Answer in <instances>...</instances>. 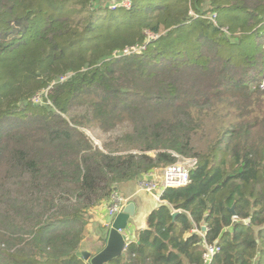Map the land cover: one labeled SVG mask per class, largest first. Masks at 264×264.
<instances>
[{
	"label": "trees",
	"instance_id": "trees-1",
	"mask_svg": "<svg viewBox=\"0 0 264 264\" xmlns=\"http://www.w3.org/2000/svg\"><path fill=\"white\" fill-rule=\"evenodd\" d=\"M101 1L0 0V264H88L91 211L193 158L110 264H264V0Z\"/></svg>",
	"mask_w": 264,
	"mask_h": 264
},
{
	"label": "built area",
	"instance_id": "built-area-1",
	"mask_svg": "<svg viewBox=\"0 0 264 264\" xmlns=\"http://www.w3.org/2000/svg\"><path fill=\"white\" fill-rule=\"evenodd\" d=\"M149 40L156 39L152 34L147 35ZM139 49V51L137 50ZM142 48L127 49L123 53L124 56H131L134 53H140ZM117 53H115L116 56ZM68 77L61 79L64 82ZM47 93V92H45ZM37 94L35 103H42L43 99L41 95ZM198 161L196 159H181L177 164L171 167L163 169V177L160 179L157 175L151 174L139 180V189L153 197H156L160 202L162 201L163 195L167 190H174L179 188L187 187L191 184L192 171L196 168ZM111 203L108 207V213L111 217L116 218L118 214L122 213L123 209L128 205L129 199L122 197L117 191L111 198ZM207 249L203 256L204 264H211L215 258V255L220 252V248L216 245L205 247Z\"/></svg>",
	"mask_w": 264,
	"mask_h": 264
},
{
	"label": "crops",
	"instance_id": "crops-1",
	"mask_svg": "<svg viewBox=\"0 0 264 264\" xmlns=\"http://www.w3.org/2000/svg\"><path fill=\"white\" fill-rule=\"evenodd\" d=\"M155 175H157L160 179L163 177V169L155 170ZM152 173V174H154ZM145 178V177H144ZM117 192L120 193L122 197L129 199V203L131 201L137 203V212L138 215L134 220L131 221V228L129 232V242H135L138 239L139 233L141 230H144L148 227V218L155 211V209L161 204L163 201H159L156 197H153L145 192H142L139 189V180H135L132 182H127L119 186ZM110 202L103 203L97 208L93 210V216L95 220L93 221L98 231L93 232L92 237L90 236L87 240H85L82 248V252H89L92 255H95V252L101 250L105 247L106 238H107V230L109 229V218L110 213H108V207ZM128 203V204H129ZM90 231V230H89ZM101 239V240H100ZM104 241V244L98 241Z\"/></svg>",
	"mask_w": 264,
	"mask_h": 264
},
{
	"label": "rangeland",
	"instance_id": "rangeland-1",
	"mask_svg": "<svg viewBox=\"0 0 264 264\" xmlns=\"http://www.w3.org/2000/svg\"><path fill=\"white\" fill-rule=\"evenodd\" d=\"M130 5H131V3L129 0H102L101 1V6H103L105 8L109 6V9H112V10H115L116 8H119V7L127 9V8H130ZM137 50L139 51V49H137ZM116 53H117L116 57L124 56L123 53H118V52H116ZM191 79H192V77L190 78V80ZM190 80H189V82H190ZM189 82L186 80H181V83L183 84L181 87L182 92L185 91L184 86ZM262 84H263L262 87L264 88V82ZM254 89H255V84H251L248 91L254 90ZM45 92H47V93H45ZM45 92H43L45 94L41 95L42 96L41 99H44L45 97L47 98L48 91H45ZM215 101H217V103H220L216 99H215ZM233 101H234V103H232L229 111L227 112L228 113L227 116L230 115L234 119L237 118L238 120H242L243 119L242 118L243 112H247V114H249V112H252V111L256 112L258 110L257 106L255 105L256 101H253V98L249 99V100L243 99V100H233ZM34 102H35V99H34ZM37 104H39V103H37ZM262 104H264V100H263ZM76 110H77V112L75 114H78V115H82L85 112L82 107L77 108ZM227 119H228V117H227ZM67 120L69 121L70 119L67 118ZM125 128H126V125H123V126H120V128L116 129L115 131H112L110 133H105L100 128L92 125L88 129H86V128L83 129V132L90 138V140L92 141V143L95 146L103 147L106 143L114 142L115 138L122 136V134L125 131ZM91 213H92L91 214L92 220H91V224L89 225V230H90L89 237L90 236L92 237L93 232H91V231H98L95 227L96 225L93 224L94 223L93 221L95 220V217L93 216V214H94L93 211H91Z\"/></svg>",
	"mask_w": 264,
	"mask_h": 264
},
{
	"label": "water",
	"instance_id": "water-1",
	"mask_svg": "<svg viewBox=\"0 0 264 264\" xmlns=\"http://www.w3.org/2000/svg\"><path fill=\"white\" fill-rule=\"evenodd\" d=\"M109 9V6L106 7ZM232 213L235 212L233 208ZM137 203L131 201L116 218H109V229L107 230V238L105 247L97 255H92L89 252L83 251V256L88 264H110L123 256L125 248L129 245V232L131 228V221L136 218ZM178 214L175 213L174 218ZM203 232L207 229L204 227Z\"/></svg>",
	"mask_w": 264,
	"mask_h": 264
}]
</instances>
